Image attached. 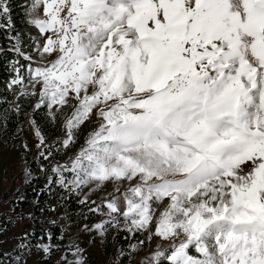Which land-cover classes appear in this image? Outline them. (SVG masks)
Returning <instances> with one entry per match:
<instances>
[{
	"label": "snow or ice",
	"instance_id": "1",
	"mask_svg": "<svg viewBox=\"0 0 264 264\" xmlns=\"http://www.w3.org/2000/svg\"><path fill=\"white\" fill-rule=\"evenodd\" d=\"M23 7L43 42L33 38L39 60L26 57L27 83L22 73L11 83L22 85L18 96L36 99L34 110H48L63 137L47 145L32 122L36 148L47 149L40 156L74 146L90 121L68 163L52 166L54 183L69 193L113 186L89 209L107 219L83 231L146 234L133 250L155 239L138 264H264V0H28ZM9 14L0 0V19ZM20 107L14 102V111ZM23 172L27 183L31 173ZM82 253L76 245L67 264H84ZM8 255L0 253V264Z\"/></svg>",
	"mask_w": 264,
	"mask_h": 264
},
{
	"label": "trees",
	"instance_id": "2",
	"mask_svg": "<svg viewBox=\"0 0 264 264\" xmlns=\"http://www.w3.org/2000/svg\"><path fill=\"white\" fill-rule=\"evenodd\" d=\"M10 14L0 19V153L9 151L16 147L20 139L18 127L21 124H31L38 128L45 137L47 145H52L58 137L63 138L59 126L51 123L47 117V109H33L36 99L32 97H20L17 94L22 91V85H13V79H19L20 73L27 83V75L30 71L28 55L37 56L35 51L38 36L30 29L28 23L30 17L23 7L27 2L23 0H8ZM16 47H19L25 54L21 56ZM32 67L36 66L32 64ZM19 70V71H18ZM14 102L21 105L20 111H14ZM25 122V123H24ZM34 122V125L33 123ZM37 137V136H36ZM78 133L77 142L67 150L51 148L53 153L50 159L40 156L41 151H47L43 146L35 149L29 157L30 147L27 151L20 150L23 156L21 169L28 168L31 177L28 182L18 185L17 190L7 188L2 195L3 202L0 203V253H8L4 264H15V257L20 256L19 264H60L63 257L75 251L77 240L84 232V225L99 223L106 216L99 211L90 212L102 200L93 203L88 199H80L78 190L69 193L65 188L54 183L56 176L52 173L54 164L64 165L69 161L72 153L77 151L82 142ZM25 142L24 139L21 140ZM37 137L36 143H39ZM79 147V148H78ZM44 166V171L41 170ZM20 170V171H22ZM53 177V183L49 184L48 176ZM69 175V173H65ZM13 190V191H11ZM22 197L23 199H20ZM83 201V203H82ZM103 211L107 212L105 205ZM123 217L120 218L123 225ZM54 222V223H53ZM25 233L27 235L25 236ZM51 234V239L49 238ZM61 235L63 239H61ZM143 233H129L121 227L120 230L109 228L103 238L97 234L90 236V244L97 246L98 250L86 252L84 264H131L133 254H143L149 249V242L143 247L133 250L130 244L144 240ZM134 236V238H133ZM103 239V243L101 240ZM26 244V248H19L18 245ZM37 244H47L51 247L50 253H45L43 248H37ZM71 244V247L68 245ZM80 247V246H79ZM123 250L126 254L116 259L118 252ZM130 254V255H129ZM33 255V261L29 256ZM134 264H138V261Z\"/></svg>",
	"mask_w": 264,
	"mask_h": 264
},
{
	"label": "rangeland",
	"instance_id": "3",
	"mask_svg": "<svg viewBox=\"0 0 264 264\" xmlns=\"http://www.w3.org/2000/svg\"><path fill=\"white\" fill-rule=\"evenodd\" d=\"M24 2H28V0H23ZM32 32H35L38 36V41L41 43L43 42V36L39 33L38 29H36L33 25L31 28ZM37 53V58L38 57ZM37 66L36 64H34ZM25 123V122H24ZM94 127V124L92 122H85V124L82 126L79 135L83 139L82 142H84V139L87 135V132L91 130V128ZM18 133H20V139L17 142L16 147H13L9 151H3L0 153V203L3 202L2 200V195L3 192L9 188L13 190L18 189V185H20L23 180L26 178L23 170L21 169L22 163H23V156L22 152L20 150L24 148L23 145L27 144V147H30V153L26 155V157H29L32 153H34V150L36 149V140L37 137L35 135V130L32 127L31 124H21L19 125ZM24 139L25 142H22L21 140ZM81 143L79 147L82 145ZM78 147V148H79ZM22 170V171H20ZM11 190V191H13ZM113 192V186L111 183L106 184L103 189H95L93 191H89L87 187H84L82 190H78V197L80 199H88L94 202H98L102 200L104 197L108 196L109 193ZM116 195H119V193H116ZM106 207V204H105ZM92 234H96L95 230L91 232H84L80 235V239L77 240V244L80 246V248L83 249V253L81 254L82 256L90 251V250H95L97 251L98 248L96 245L90 244V236ZM155 243L156 240L154 239L150 244H149V249L152 250L155 248ZM147 250V251H148ZM146 252V251H145ZM75 251L67 255L66 257H63L62 260L60 261V264H67V261H72L75 260L77 257L74 255ZM150 253V251L148 252ZM144 254V253H143ZM143 254H133V262L135 260H139L143 258ZM34 256L31 255L29 256V261H33ZM31 264H33L31 262ZM132 264V263H131Z\"/></svg>",
	"mask_w": 264,
	"mask_h": 264
},
{
	"label": "water",
	"instance_id": "4",
	"mask_svg": "<svg viewBox=\"0 0 264 264\" xmlns=\"http://www.w3.org/2000/svg\"><path fill=\"white\" fill-rule=\"evenodd\" d=\"M32 57L35 58L36 56H32ZM32 64H35V63H32ZM149 251H150V250L144 252L143 256H144L146 253H148ZM137 261H139V260H135L134 262H132V264L136 263Z\"/></svg>",
	"mask_w": 264,
	"mask_h": 264
},
{
	"label": "bare ground",
	"instance_id": "5",
	"mask_svg": "<svg viewBox=\"0 0 264 264\" xmlns=\"http://www.w3.org/2000/svg\"><path fill=\"white\" fill-rule=\"evenodd\" d=\"M34 60H39V59L37 57H35Z\"/></svg>",
	"mask_w": 264,
	"mask_h": 264
},
{
	"label": "built area",
	"instance_id": "6",
	"mask_svg": "<svg viewBox=\"0 0 264 264\" xmlns=\"http://www.w3.org/2000/svg\"><path fill=\"white\" fill-rule=\"evenodd\" d=\"M32 28V25L30 26V29ZM26 124L28 125V123L26 122Z\"/></svg>",
	"mask_w": 264,
	"mask_h": 264
},
{
	"label": "crops",
	"instance_id": "7",
	"mask_svg": "<svg viewBox=\"0 0 264 264\" xmlns=\"http://www.w3.org/2000/svg\"><path fill=\"white\" fill-rule=\"evenodd\" d=\"M39 57V56H38Z\"/></svg>",
	"mask_w": 264,
	"mask_h": 264
}]
</instances>
